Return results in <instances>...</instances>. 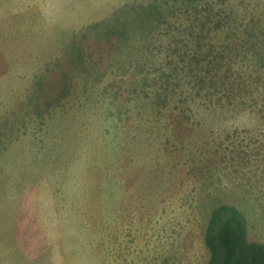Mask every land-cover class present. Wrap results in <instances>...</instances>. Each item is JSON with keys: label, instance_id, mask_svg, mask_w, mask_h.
Segmentation results:
<instances>
[{"label": "rangeland", "instance_id": "obj_1", "mask_svg": "<svg viewBox=\"0 0 264 264\" xmlns=\"http://www.w3.org/2000/svg\"><path fill=\"white\" fill-rule=\"evenodd\" d=\"M223 204L264 241V0H0V264H206Z\"/></svg>", "mask_w": 264, "mask_h": 264}, {"label": "trees", "instance_id": "obj_2", "mask_svg": "<svg viewBox=\"0 0 264 264\" xmlns=\"http://www.w3.org/2000/svg\"><path fill=\"white\" fill-rule=\"evenodd\" d=\"M203 241L206 264H264V241L247 238L245 216L233 205H219L210 212Z\"/></svg>", "mask_w": 264, "mask_h": 264}]
</instances>
